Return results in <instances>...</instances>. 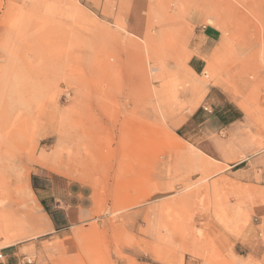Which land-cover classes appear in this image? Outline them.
I'll return each instance as SVG.
<instances>
[{"label":"rangeland","instance_id":"rangeland-1","mask_svg":"<svg viewBox=\"0 0 264 264\" xmlns=\"http://www.w3.org/2000/svg\"><path fill=\"white\" fill-rule=\"evenodd\" d=\"M211 101L264 129V0H0V249L264 264V171L220 167L186 135ZM42 195L73 204L66 225Z\"/></svg>","mask_w":264,"mask_h":264},{"label":"crops","instance_id":"crops-1","mask_svg":"<svg viewBox=\"0 0 264 264\" xmlns=\"http://www.w3.org/2000/svg\"><path fill=\"white\" fill-rule=\"evenodd\" d=\"M201 37L209 44L214 43L218 40L219 31L211 26L204 27ZM185 125L189 140L201 151L207 153L218 166L232 169L244 165L250 172L256 169L264 171V140H253V137H264V129L259 128L254 120L242 112L235 103L226 102L223 105H218V103L214 105L211 101L209 107L196 109ZM39 189L43 191L42 188ZM51 197L44 195L40 197L41 206L44 209ZM53 202L54 206L51 211L45 209V212L53 228L57 229L69 222L68 207L73 208V204L69 206L64 201H60V205H57L56 200ZM55 210L63 215L61 221L57 219L56 216L59 213H55ZM26 248L25 245H10L1 248L0 264H31L30 254H26Z\"/></svg>","mask_w":264,"mask_h":264},{"label":"bare ground","instance_id":"bare-ground-1","mask_svg":"<svg viewBox=\"0 0 264 264\" xmlns=\"http://www.w3.org/2000/svg\"><path fill=\"white\" fill-rule=\"evenodd\" d=\"M146 49V48H145Z\"/></svg>","mask_w":264,"mask_h":264}]
</instances>
